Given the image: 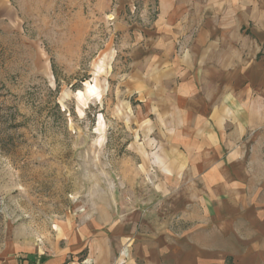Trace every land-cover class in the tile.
Returning <instances> with one entry per match:
<instances>
[{"label": "rangeland", "instance_id": "374dc122", "mask_svg": "<svg viewBox=\"0 0 264 264\" xmlns=\"http://www.w3.org/2000/svg\"><path fill=\"white\" fill-rule=\"evenodd\" d=\"M211 18L232 104L185 134L205 109L179 104L181 78L195 75L189 50L212 40ZM250 111L264 116V0H0V249L11 239L70 264H264L259 168L239 206L216 197L214 167L192 164L212 142L225 170L223 145H247L248 159L264 148Z\"/></svg>", "mask_w": 264, "mask_h": 264}, {"label": "crops", "instance_id": "0c3cea01", "mask_svg": "<svg viewBox=\"0 0 264 264\" xmlns=\"http://www.w3.org/2000/svg\"><path fill=\"white\" fill-rule=\"evenodd\" d=\"M211 24V29L209 31V34L206 35L207 39L211 41H207L205 46H199V47H192L190 48V53L193 55H198L199 57L196 58L195 62H192L190 66H188L187 72L195 73L191 78L188 77V75L183 76L182 79V87L183 91L181 92V95L177 97L179 100V104L184 108H190L189 111L192 109V104L198 105L199 108H204L205 111L200 110L198 112V116L195 114L194 116L196 119L193 120L192 123H182L183 127H185V130L183 133L185 134H198L199 130L198 128H202L200 132H204L208 128L206 121L207 119L213 120L215 116L219 113V106L216 104L217 101H219L222 110H226V105L232 104V93L229 90V84L227 79V75L223 73L221 70H217L218 67L222 68L223 65L227 63V58L224 57L227 54V48L228 46H216L215 42L213 40L214 38V30L215 27H218V21L214 18H211L208 20ZM225 28V26H223ZM239 31L237 32L238 35ZM213 36V37H212ZM224 47V48H223ZM229 54V53H228ZM223 56V57H220ZM219 61V62H218ZM228 60V65H229ZM187 67V66H186ZM196 68L195 70L193 68ZM200 67V68H198ZM204 67L207 69L214 70L212 75H209L208 79L204 78L203 80L201 77L203 76L202 71H204ZM235 68L231 67L229 69L236 70L237 64L234 65ZM187 73V74H188ZM224 83V84H221ZM207 86H216V95L214 98H209L206 95H208V89H206V92L201 88L207 87ZM201 84V85H200ZM201 89H198V88ZM191 104V105H190ZM254 117V131L256 134V137L263 135L264 130V116L261 113H258L256 111L252 112L250 111ZM246 115V114H245ZM243 118V117H242ZM224 119H228L227 114L224 112ZM198 121V122H197ZM223 124V123H221ZM195 128V129H194ZM194 129V130H193ZM209 129V128H208ZM182 133V132H181ZM213 139V137L211 138ZM197 146L206 148L208 145L200 142L197 143ZM218 144L212 142V146L206 150H204L206 153L200 155L198 159H192L194 163L193 165L196 166H211L214 167L212 169L213 175H215V182L214 186H216V197H220L222 195V198L225 199V203L228 205L236 204L242 205L243 199L248 197V192H250V198H253L251 200L254 201V198L257 194L255 192H260L262 194L263 188H264V148L263 143L258 142L254 144L253 148V157L251 159H248L247 156V145L246 146H239L236 148H232L230 144L223 145V149L227 151V155L225 159L222 161V165L225 167L227 166L226 170L218 164V161H220L219 157V151H221V148ZM250 152V148H249ZM219 157V158H218ZM218 158V159H217ZM184 160V158H183ZM252 163V164H250ZM226 164V165H225ZM250 166H253L255 168H259V171L255 169V175L257 178L254 180V189L252 186V174L251 170L248 168ZM230 169V170H229ZM229 170V173L231 175V172L233 174H238L239 183H240V196L236 201H232L230 193L227 192V185L225 178H223L226 175V171ZM258 187V191H257ZM252 189L255 191L254 197H252ZM264 197V194H263ZM245 200V202H246ZM238 201V202H237ZM244 202V205H245ZM250 204L246 202V208L249 207ZM255 206V205H254ZM249 209V208H248ZM0 264H70L66 263V251H60L56 254H45L44 252L40 250L33 249L32 251L28 250L27 248H24L22 244H18L14 241L6 240L3 244V247L0 249ZM81 264H111L110 260L105 258L102 261H89L88 259H84Z\"/></svg>", "mask_w": 264, "mask_h": 264}]
</instances>
